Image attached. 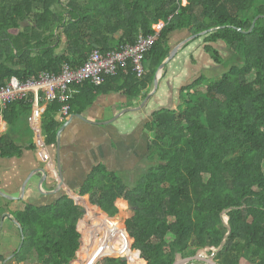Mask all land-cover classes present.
I'll use <instances>...</instances> for the list:
<instances>
[{"label": "trees", "instance_id": "1", "mask_svg": "<svg viewBox=\"0 0 264 264\" xmlns=\"http://www.w3.org/2000/svg\"><path fill=\"white\" fill-rule=\"evenodd\" d=\"M185 28L194 34L215 28L197 38L203 37L216 63L227 59L226 69L186 85L180 107L153 113L145 125L140 170L100 163L70 195L18 211L27 235L19 264H73L85 227L115 216L122 198L134 211L125 221L132 250L119 221L98 222L104 237L84 250L86 258L123 256L96 264H174L206 248L218 264H264V0H0V88L12 76L27 79L43 70L59 72L65 63L80 66L95 45L107 52L135 43L141 34L159 33L145 55L143 78L122 66L100 85H73L77 92L68 101L70 113L81 112L100 93L119 91V78L135 97L171 53L170 35ZM220 42L229 56L216 46ZM62 43L64 50L57 52ZM202 85L207 89L198 93ZM63 104H48L42 128L47 144L57 142L67 119L59 118ZM13 105L28 112L33 102L25 98L8 106ZM0 148L7 156L22 153L4 138Z\"/></svg>", "mask_w": 264, "mask_h": 264}, {"label": "crops", "instance_id": "2", "mask_svg": "<svg viewBox=\"0 0 264 264\" xmlns=\"http://www.w3.org/2000/svg\"><path fill=\"white\" fill-rule=\"evenodd\" d=\"M193 34L185 28L170 35L171 51L178 50L164 67L157 89L154 78L133 97L127 93L130 85L119 78L116 84L119 91L100 93L86 109L70 113L66 121L72 114L79 113L82 117L75 115L64 127L60 148L58 141L47 144L42 134L49 102L43 101L39 107L33 104L28 112L20 105L4 109L0 116V138L14 142L22 153L7 156L0 148V190L8 194L0 193V264H14L13 252L21 239L15 224L17 208L24 207L21 199L35 197L43 204L48 198L47 192L60 189L57 195H70L87 180L95 165L105 163L118 171L130 169L139 158L143 159L145 125L153 113L170 106L177 108L182 103V89L202 74L197 73L204 71L202 59L214 61L204 41ZM63 50L64 43L57 52ZM170 63H173L172 72L167 70ZM31 175L24 190L23 184ZM40 183L41 189H38ZM13 196L19 199L14 200Z\"/></svg>", "mask_w": 264, "mask_h": 264}, {"label": "built area", "instance_id": "3", "mask_svg": "<svg viewBox=\"0 0 264 264\" xmlns=\"http://www.w3.org/2000/svg\"><path fill=\"white\" fill-rule=\"evenodd\" d=\"M163 26L164 22L161 29ZM158 34H141L135 43H126L116 50L103 52L100 48H95L80 66L65 63L59 72L43 70L37 76L27 79L11 77L0 88V116L16 100L29 98L34 106L39 107L43 101L52 102L58 99L64 103L60 111L61 119H64L71 112L68 100L75 91L73 85L88 80L100 85L105 76L116 75L122 66H130L139 78H143L147 73L145 55L156 42Z\"/></svg>", "mask_w": 264, "mask_h": 264}, {"label": "rangeland", "instance_id": "4", "mask_svg": "<svg viewBox=\"0 0 264 264\" xmlns=\"http://www.w3.org/2000/svg\"><path fill=\"white\" fill-rule=\"evenodd\" d=\"M161 24H162V22H160V23H158V24H156L155 25V27L159 30V29H161ZM199 39V38H198ZM201 39V41H203L204 39H203V37H201L200 38ZM216 46H218L219 47V49H220V51H221V53H222V55L224 56V57H227V56H229L230 55V52L228 51V49H227V47H225V45L223 44V43H218V44H216ZM173 61H175V60H173ZM223 61H225V63H222L221 65L220 64H218V63H216L215 61H211V60H207V59H202V66L203 67H205L204 68V71H200L199 73H197V74H209L211 71V73H212V75L214 76V77H217L216 76V73H214V71L215 72H219L218 74H220V72H223L225 69H226V65H227V59H225V58H223ZM229 63V62H228ZM172 68H173V63H170L169 65H168V67H167V70H168V72H172ZM212 68H215V69H212ZM177 74V73H176ZM164 80L165 79H162V83H164ZM162 83H161V86H162ZM207 89V86L206 85H202L200 88H198V93H201V92H203V91H205ZM186 94V93H185ZM186 96V95H185ZM156 105H158V104H156ZM182 105V103H180L178 106H177V108L178 107H180ZM153 107H155V106H153ZM156 108V107H155ZM170 109H175L176 107H173V106H170L169 107ZM150 121V120H149ZM21 134V133H20ZM147 143H148V136H147V134L145 135V152H146V150H147ZM146 153H144V155H145ZM140 159V158H139ZM138 159V162L136 161V162H134V164H133V166H130V169H135V168H137L138 167V169L140 168V166L142 165V163L143 162H140L141 161V159L139 160ZM136 163V164H135ZM142 168V167H141ZM137 169V170H138ZM140 170V169H139ZM138 170V171H139ZM126 201L125 199H119V200H117V205H118V208H119V212L115 215V216H108V217H106L105 219H102V220H93L92 222H91V224H88L85 228V233H84V245L82 246V248L80 249V253L73 259V264H92V262L90 261V259H87L86 258V253L84 252V250L86 249V248H90V250L92 249V247H94V244L98 241V242H100V241H102L103 240V237H104V230H99L98 228V230L96 229V227L98 226L96 223H98V222H105V221H107V220H114V221H119L120 223H121V226H122V228H124V223H125V221L128 219V218H130L133 214H134V211L131 209V207H129V205L127 204V206L125 207V209H123L124 208V206H123V204H122V201ZM127 202V201H126ZM23 206V205H22ZM126 237L128 238V236L126 235ZM129 239V241H130V243L132 244L133 243V239L131 238H128ZM19 241H17L16 242V245H17V247H19ZM94 243V244H93ZM88 250V249H87ZM210 250V248H206V249H202V250H200L199 251V253L202 255V256H205V257H213V255L212 254H209L208 253V251ZM110 257H114V256H119L120 254H108ZM179 258H181V256H179ZM103 259H101L100 261H102ZM100 261H98V262H100ZM203 260H200V262H191V261H189V262H183L182 264H206L205 262H202ZM98 262H96V263H98ZM129 264H144V263H142L141 261H139V263L138 262H135V263H133L132 261H130L129 262ZM243 264H248V261H246V260H243Z\"/></svg>", "mask_w": 264, "mask_h": 264}, {"label": "water", "instance_id": "5", "mask_svg": "<svg viewBox=\"0 0 264 264\" xmlns=\"http://www.w3.org/2000/svg\"><path fill=\"white\" fill-rule=\"evenodd\" d=\"M259 17H261V15H258L255 19H254V22H253V25H252V27H251V29L250 30H252V28L254 27V25H255V23H256V21H257V19L259 18ZM215 28H211V29H209V30H205V31H202V32H200V33H195V34H193L192 36L193 37H198V36H202V35H205L207 32H209V31H212V30H214ZM95 47L96 48H99V46L98 45H95ZM177 50H178V48H175V49H173L172 51H171V53L169 54V56L162 62V64L159 66V68H158V71H157V73H156V75H155V87H156V89H157V87H158V81H159V78L161 77V75H162V71H163V69H164V67L166 66V64L174 57V55L176 54V52H177ZM80 116V117H82V115L81 114H79V113H76V114H72L71 115V117L61 126V128L58 130V134H57V144H58V146H59V148H60V144H61V135H62V132H63V129H64V127L65 126H67L68 125V123H70L71 122V120L73 119V117L74 116ZM59 162V161H58ZM59 170H60V173H61V180L63 181V171H62V168L60 167V163H59ZM46 174V173H45ZM34 175V174H33ZM33 175H31L27 180H26V182L23 184V189L25 190V188L27 187V184H28V182H29V180L31 179V177L33 176ZM42 182V181H41ZM40 186H41V183H40V185H39V188L38 189H41L40 188ZM0 193L1 194H3V195H7L8 196V194H6V193H4L3 191H1L0 190ZM14 200L15 199H19V197H12ZM128 203V202H127ZM128 205H129V203H128ZM17 224L20 226V228H21V230H23V228H22V224L19 222V221H17ZM124 230H125V232H126V234H127V236H128V238H132L130 235H129V233L127 232V230H126V224L124 223ZM0 235H1V231H0ZM133 239V238H132ZM23 243V242H22ZM133 243H134V239H133ZM132 243V244H133ZM132 244H131V250H132ZM223 245V244H222ZM120 256H123V254H120L119 256H114V257H120ZM106 257H110L108 254H99L93 261H91L92 262V264H96V262H98V261H100L101 259H104V258H106ZM194 259H198V260H203V261H205L206 262V264H218L217 262H216V260L214 259V257H205V256H202L199 252L195 255V256H193V257H188V258H177V260L175 261V263L174 264H182L183 262H189V261H191V260H194Z\"/></svg>", "mask_w": 264, "mask_h": 264}, {"label": "flooded vegetation", "instance_id": "6", "mask_svg": "<svg viewBox=\"0 0 264 264\" xmlns=\"http://www.w3.org/2000/svg\"><path fill=\"white\" fill-rule=\"evenodd\" d=\"M53 190V189H52ZM60 190V189H59ZM59 190L55 191V192H47L45 193L46 195H48V198L45 199L44 203L43 204H39L38 203V200L37 198L35 197H32L31 199H21V201L23 202L24 204V207L23 208H17V213H16V218H15V224H16V229H17V232L19 234H21V239L19 240V247L15 248V251L13 252V261H14V264H19V261H18V253L21 251L22 249V246L24 245V241L27 237V235L24 233V227L22 226L23 230H21L20 226L17 224V221H19L18 217H17V214H18V211H22L26 208V206L28 205H35V206H47V205H50L56 201H58L59 199H61L62 197H64L65 195L62 194V195H57L59 193ZM57 195V196H56ZM35 196V195H34ZM54 196V197H53ZM20 222V221H19ZM21 223V222H20ZM91 224V223H90ZM23 242V243H22Z\"/></svg>", "mask_w": 264, "mask_h": 264}]
</instances>
